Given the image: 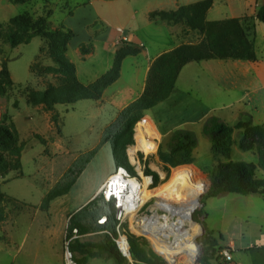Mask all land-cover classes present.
Instances as JSON below:
<instances>
[{
  "label": "rangeland",
  "instance_id": "rangeland-1",
  "mask_svg": "<svg viewBox=\"0 0 264 264\" xmlns=\"http://www.w3.org/2000/svg\"><path fill=\"white\" fill-rule=\"evenodd\" d=\"M86 1L31 0L27 3L14 4L10 0H0V25L5 31L9 21L14 17L29 14L34 19H38L51 13L49 22L51 28L55 29L60 24H64L65 16H70L69 14L74 13L76 7L81 6ZM138 5H141V2ZM219 5L220 2L217 0L216 6L219 7ZM221 7L224 11L223 16L212 13L209 19H225L227 13L224 10L225 7L223 5ZM242 18L245 19L244 24L249 36L254 39L256 31L253 28L251 17L244 16ZM258 24L264 28L263 23ZM182 25L185 26V29L188 28L185 23ZM262 27L259 28L255 46L257 61L264 67V38L262 36L264 29ZM198 34L200 33L197 32ZM84 44L91 46L89 48L90 53L87 54L91 56L93 41L90 40ZM115 47L119 48L116 42ZM42 48H46V42L42 38H35L30 44H22L17 47H12L4 39L0 41V72L2 67L6 65L14 83V87L9 89L7 95H0V124L16 130L19 135V143L25 146L22 153L23 175L20 176V173L15 171L10 172L6 178V185L2 186L7 193H12L18 197L17 200L15 199L16 201L6 203V212L10 210L13 216H21L23 217L21 218L22 221H26L27 224L23 225L22 228L21 239L28 229L30 221L28 218L36 214L58 218L63 225V235L72 225L70 221L76 215L90 214V217H86L76 225L83 227L85 231L80 233L78 242L87 244L89 247L85 248L86 253H76L75 258L81 262L80 264H117L107 252L96 247L102 244L107 237L104 230L98 227V216L111 211V206L105 205L99 197H96V191L99 184L103 185L108 179L102 182L103 176L106 173H114L120 161L125 162L126 159L129 163L128 150L135 143L136 129L140 122L134 127L133 142L124 146L121 142L122 137L115 141V133L117 132L115 124L119 117L113 119L115 106L111 102L105 112H99L96 107V102H101L102 99L99 101L83 100L75 103V105H57L52 111L45 110L43 105H29L26 100V87L36 91H44L48 84L57 85L60 80V75L56 71L58 67L47 56L46 49L42 53ZM137 48L142 49L138 46ZM69 56L78 64L79 68L91 67L95 62L92 58L81 63L79 54H75L73 49L70 50ZM103 57H108V54L103 55ZM147 63L148 61L142 59L140 55L129 57L123 63L121 80L115 87L111 88L110 93L126 84L131 86L136 96L144 83L146 86ZM210 64L215 68L214 71L205 69L204 66ZM32 67L37 68V71L33 72ZM39 69L44 75H39ZM217 69V63H210L209 61L192 63L184 71L180 80L178 88L181 93L178 91L179 94L174 96L175 93L173 92L170 99L143 117L141 122L149 119V124H154L159 139L155 152L147 155V158L141 154L139 157L142 159L145 176L149 171L159 176V185L155 188L152 185L149 190L158 191L164 188L174 175H180V173H190L192 176L202 179L207 186L205 193L200 197V207L193 214L191 222H188L184 227L187 230L196 227L198 232L194 245L196 248L197 243L203 245L201 254L197 248L198 256L195 264H228L221 256V251L227 249L226 245L232 241L236 243V250L233 254L231 253L233 263L229 264H264V196L238 194H223L218 197L207 196L211 191L212 177L219 163L244 162L253 164L257 168L256 177L264 180V170L259 165L258 152L256 149L244 151L240 148L242 131L236 129L237 124L243 120L250 121L253 125H264V88L259 89L253 95L252 104L247 105L249 113L241 114L240 119L237 120L238 110L217 108L229 101H234L241 94L240 91L226 88L225 81L216 75L219 72ZM260 75L264 83V70ZM247 90L251 91L250 89ZM16 102L19 104L17 108L14 107ZM245 103L248 104V99L245 100ZM212 117L226 121L225 123L233 131L229 158L214 154L212 141L203 131L204 126ZM142 127L143 125L140 124L137 134L138 140L142 134ZM178 130L193 132L198 145L194 151L192 164L170 168L161 161L160 154L167 151L170 140ZM154 146H150V148ZM132 151L131 149V155L135 152ZM90 157L91 159L85 169L79 172L80 165ZM67 175L76 177V182L68 194L54 201L51 211L42 212L41 206L33 204L44 192L36 189L38 187L36 184H40L51 191L56 185L64 181ZM1 185L2 180L0 179ZM157 202V198L147 201L138 217H151L154 210L155 213L164 215L165 212L155 209ZM176 220L177 218L173 219L174 222ZM135 224V220L128 218L122 229L124 228L127 233H131L140 240L147 253L170 264L157 253L150 237ZM201 225L204 226L205 234L206 229H209L222 235L223 240L219 242L215 251L206 245L205 234L202 232ZM34 230L29 232V236L27 235L24 245L18 252V256L15 257V261L14 255L17 250L13 252L14 254L9 253L8 255L6 252L0 251V264H60L57 263L56 253L49 246L48 239L42 236L36 240L39 235L35 234ZM216 237L218 239L219 234H216ZM172 239L170 238V241ZM62 255L64 258V246ZM184 262H186L185 259L181 258L180 264H184ZM125 264L139 263L128 260Z\"/></svg>",
  "mask_w": 264,
  "mask_h": 264
},
{
  "label": "trees",
  "instance_id": "trees-1",
  "mask_svg": "<svg viewBox=\"0 0 264 264\" xmlns=\"http://www.w3.org/2000/svg\"><path fill=\"white\" fill-rule=\"evenodd\" d=\"M10 1L14 4H22L31 0ZM213 5L214 0H206L190 6H183L177 11L150 14L151 19H161L172 25L185 23L190 30L200 33L204 38L199 43L181 45L164 53L153 62L143 94L120 114L115 124L117 127L115 141L122 137L121 142L124 146L133 142L134 127L148 112L171 98L182 71L188 65L216 60L251 63L257 61L255 40L251 39L248 34L244 24L245 19L231 18L208 21L207 13ZM50 15L51 13L38 19H34L29 14L14 17L9 21L5 31L0 25V41L4 39L12 47L28 45L35 38L45 40L46 48H42L41 51L43 53L46 49L47 56L58 67L56 71L60 75L59 83L57 85L48 84L44 91L26 87L27 103L32 106L43 105L45 110L52 111L57 105H70L83 100H101L105 91L119 80L123 61L128 57L139 56L140 49L128 44L120 46L116 50L113 68L96 81L87 85L83 84L77 77L75 64L68 58L69 46L76 33L65 24H60L57 28L52 29L49 22ZM69 15L72 16L73 13ZM251 20L254 29V20L264 24V5L257 10L256 17H251ZM90 47L83 44L80 47L81 53L89 54ZM37 68L32 67L33 72L37 71ZM39 70V75H44ZM47 70L49 71V69ZM13 87L14 83L11 80L8 67L4 65L0 72V95H7L9 89ZM18 106L19 104L16 102L14 107ZM236 129L242 131L240 148L244 151L256 149L259 155V165L264 170V125H253L250 121L243 120L237 124ZM203 131L212 141L214 154L229 158L233 132L231 127L220 118L212 117L204 126ZM197 145L198 141L193 132L178 130L170 140L167 151L161 152V161L170 168L192 164ZM24 149L25 146L19 143L17 131L0 124V176L5 177L12 171L19 172L20 176L23 175L22 153ZM90 159L91 157L80 165L79 172L85 169ZM118 166L132 170L126 159L125 162L120 161ZM72 172L74 174L73 170ZM148 173V176L153 177V188L157 187L160 182L159 176L150 171ZM256 173L257 168L253 164L219 163L212 177L211 191L207 196L218 197L223 194L264 196V180L258 179ZM75 182L76 177L67 175L64 181L47 194L41 210L49 211L51 203L68 194ZM9 201L16 200L6 195L0 187V224L7 219L5 205ZM86 217H90V214L76 215L70 221L72 225L68 227L69 235H72L74 229H77L79 234L85 232L83 227L76 225ZM117 224L115 218L110 216L107 225L98 226L108 233L105 241L96 247L107 252L117 264H125L128 259L120 253L116 244L119 237ZM216 234L214 231L206 229L205 242L213 251L223 240L221 234L218 239ZM127 236L132 260L139 264H167L163 259L147 253L143 243L134 235L127 233ZM87 247H89L87 244H82L76 239L71 243L70 250L75 257L76 253H86L85 248ZM75 260L78 264L81 263L77 258ZM226 263L229 264V262Z\"/></svg>",
  "mask_w": 264,
  "mask_h": 264
},
{
  "label": "crops",
  "instance_id": "crops-1",
  "mask_svg": "<svg viewBox=\"0 0 264 264\" xmlns=\"http://www.w3.org/2000/svg\"><path fill=\"white\" fill-rule=\"evenodd\" d=\"M203 1L206 0H87L81 6L76 7V9H74L73 16H65L63 23L76 33L75 38L69 46L68 58L76 65V73L79 81L86 85L90 84L99 79L104 74L108 73L113 68L117 50L115 47V42L119 37V29L124 30L125 35L128 36L131 41V45L134 47H142V49H140V57L148 61L146 64V75L148 74L153 62L164 53L170 52L184 44H194L201 42L204 38L203 35H197V32L188 28L185 29V26L182 24L172 25L161 19H151L150 14L154 12L177 11L183 6H190ZM139 2H141V5H138ZM216 2L217 0H214L213 7L207 13L208 21H218V19H209L212 13L223 16L224 11L222 10V5L225 7L224 10L227 13V17L225 19L242 18L244 16L256 17L257 10L264 5V0H219V7H221L219 8L216 6ZM258 23H260L258 20H254L256 31V35L254 37L255 42L259 28L262 27L259 26ZM262 29L264 28L262 27ZM262 36L264 38V33ZM90 40L93 41V53L91 56H83L80 51V46ZM71 49L74 50L75 54H79V60L81 63H85L92 58H94L95 62L91 67L83 66L79 68L78 64L75 63V61L69 56ZM107 54L108 57L104 58L103 55ZM128 58H126L123 63L127 61ZM209 62L217 63V70L219 72L216 75L225 81V86L227 89L240 91L241 94H239V97H237L234 101H229L221 107H217L221 110H238L237 120H239L241 114H247V112L249 113L247 105L252 104V97L255 95V92L257 93L259 89L264 88V83L262 82V77L260 75L263 72L264 67L261 66L259 61L254 63L220 60ZM190 65H188L182 71L174 91V96L179 94L178 91L180 90L178 87L180 80L184 74V71L190 67ZM204 67L205 69L207 68L211 71H214L215 69L213 66H211V64ZM122 75L123 73L121 69L119 80L105 91L102 98V101L104 102H96V107L99 112H105L108 104L111 102L113 106H115L113 111V119L119 117L120 114L130 104L136 101L144 91L145 83L136 96L135 93H133L131 86L125 84L110 93L111 88L116 86V84L121 80ZM247 89H250L251 91H248ZM246 99H248V104L245 103ZM97 119H99V117H97ZM147 120L149 121V119ZM149 128L153 130L156 137H159L152 124L149 125ZM42 135L44 136L43 133ZM154 148L156 147L154 146ZM111 174V172L106 173L102 178V182L106 180ZM7 176H0V179L2 180V185L0 187L6 195L17 200L18 197L16 195L7 193L2 187L6 185ZM36 185H38L36 189L44 192L39 195L33 204L42 206L45 197L50 191H48L49 189L42 187L40 184ZM101 185L99 184L97 187V193L100 190ZM22 200L31 202L27 201V199ZM54 201L51 203L49 209L50 211L53 208ZM99 217L100 215L98 216V219ZM21 218L23 217L13 216L10 210H7V219L4 223L0 224V251L6 252L8 255L9 253L11 254L17 250L14 255L15 261V257L18 256V252L24 245V240L26 239L27 235L29 236V232H32L35 229V234L39 235L36 237V240H38L39 237L45 236L48 239L47 242L49 243V246L56 253L57 263L59 262L60 264H63L62 251L65 241V232L63 235V225L60 220L54 216L36 214L28 218L30 220L27 227L28 229L24 233V237L21 239L23 225L27 224L25 223L26 221H22ZM213 231L215 232V230ZM54 238L55 240H52ZM226 247L233 254V252L236 250V243L232 241L227 244Z\"/></svg>",
  "mask_w": 264,
  "mask_h": 264
},
{
  "label": "bare ground",
  "instance_id": "bare-ground-1",
  "mask_svg": "<svg viewBox=\"0 0 264 264\" xmlns=\"http://www.w3.org/2000/svg\"><path fill=\"white\" fill-rule=\"evenodd\" d=\"M140 124L143 127L140 140H138L137 134ZM140 124L136 132L137 143L132 150L135 151L134 153L138 151H144L145 153L155 152L156 149L152 147L150 150V146L155 145L157 148V140L159 138L149 128L148 120L140 121ZM149 183V180L145 178L142 202L139 207L152 198H157L158 202L155 205V209H160L165 214L159 215L154 210L153 216L141 219L137 227H140L143 233L150 237L154 243L155 250L170 264H180L181 258L185 259L186 262L184 264H195L198 250L194 243L198 230L196 227H192L190 230L184 229V227L188 222H191L193 214L200 207V197L205 193L207 186L202 179L196 178L190 173L174 175L165 187L158 191L149 190ZM135 213L136 211H133V219ZM175 218H177L176 222L173 221ZM170 238L173 239L170 241Z\"/></svg>",
  "mask_w": 264,
  "mask_h": 264
},
{
  "label": "built area",
  "instance_id": "built-area-1",
  "mask_svg": "<svg viewBox=\"0 0 264 264\" xmlns=\"http://www.w3.org/2000/svg\"><path fill=\"white\" fill-rule=\"evenodd\" d=\"M118 34L119 37L116 39L118 47L124 44L131 45V41L128 36L125 35L123 29H119ZM136 143L137 141L135 134L134 145H136ZM134 145H132V147L128 150L129 164L133 171L128 169L127 167L117 166L115 168L114 173L108 177V179L101 186L100 190L96 195V197H99L105 205L111 206V211L106 212L104 214H100L98 224L100 226H105L108 224L110 216H113L115 218L116 222L118 223L117 229L119 233V237L116 240V244L120 253L127 259L131 255L130 245L128 241L127 232L124 230V228L122 229V226L128 218H131V220L133 221L135 220V226H138V223L141 219L149 217H138L139 212L144 208L147 202L141 207H139V205L142 202L144 179L146 178L150 182L148 188L151 189L153 185V177L148 175L145 176V171L142 167V159L139 157V155L141 154L144 155L145 158H147V155L152 153L138 151L131 155L130 150L134 147ZM133 211H136L134 219H132ZM104 233L107 234L108 232L104 231ZM78 238H80V234L77 229H74L72 231V235H69L67 229L64 242V264H78V262L75 260L74 254L70 250L71 243ZM221 256L223 257L225 262H233V256L229 249L222 250Z\"/></svg>",
  "mask_w": 264,
  "mask_h": 264
},
{
  "label": "water",
  "instance_id": "water-1",
  "mask_svg": "<svg viewBox=\"0 0 264 264\" xmlns=\"http://www.w3.org/2000/svg\"><path fill=\"white\" fill-rule=\"evenodd\" d=\"M201 228H202V232H203V234H205L204 226L201 225ZM197 248L199 249V252H200V254H201V253L203 252V245L200 244V243H197ZM128 260H129L130 262L133 261L131 255L129 256ZM198 260H199V259H198Z\"/></svg>",
  "mask_w": 264,
  "mask_h": 264
}]
</instances>
